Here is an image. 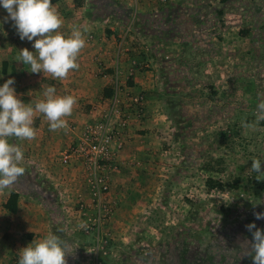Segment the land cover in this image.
I'll use <instances>...</instances> for the list:
<instances>
[{
    "label": "rangeland",
    "instance_id": "rangeland-1",
    "mask_svg": "<svg viewBox=\"0 0 264 264\" xmlns=\"http://www.w3.org/2000/svg\"><path fill=\"white\" fill-rule=\"evenodd\" d=\"M211 2L217 19L203 17L199 51L182 58L178 79L162 81L161 146L141 177L150 189L126 193L140 203L123 209L108 191L91 220L78 207L86 229L58 222L52 233L76 247L68 264H252L245 226L264 228L254 215L264 213V175L250 169L253 159L264 169V122H242H255L264 100V0ZM207 178L239 180L210 190Z\"/></svg>",
    "mask_w": 264,
    "mask_h": 264
},
{
    "label": "crops",
    "instance_id": "crops-1",
    "mask_svg": "<svg viewBox=\"0 0 264 264\" xmlns=\"http://www.w3.org/2000/svg\"><path fill=\"white\" fill-rule=\"evenodd\" d=\"M52 3L64 21L59 31L68 36L76 27L86 40L77 57L79 69L71 70L63 80L52 79L46 73L31 74L30 66L16 60L24 48L35 52L33 42L19 39L14 22H6L8 14L0 6V86L14 79L17 96L26 104L45 99L43 92L48 86L56 88L57 96L71 95L77 101L72 115L65 118L66 130L49 131V122L37 113L35 139L10 141L24 153L19 166L25 174L12 189L0 191V264H15L22 248L53 234L58 222L85 221L78 207L90 208L87 216L90 220L94 217L95 208L100 207V194L90 188L81 157L72 158L68 165H63L61 158L81 140L86 125L98 119L112 98L129 112L130 98L143 97L145 115H127L125 130L111 145L118 170H101L108 175V201L115 202L119 209L138 207L140 202L132 203L125 194L146 192L151 186L141 177L151 174L146 169L154 166L153 154L161 146L164 125L157 116L162 114L168 97L162 81L178 79L182 58L199 51L202 30L208 28L203 17H208L210 24L217 19L212 15L216 3L211 0ZM209 43L217 46L212 38ZM109 92L111 96L106 97ZM11 190L19 194L14 213L5 208Z\"/></svg>",
    "mask_w": 264,
    "mask_h": 264
},
{
    "label": "clouds",
    "instance_id": "clouds-1",
    "mask_svg": "<svg viewBox=\"0 0 264 264\" xmlns=\"http://www.w3.org/2000/svg\"><path fill=\"white\" fill-rule=\"evenodd\" d=\"M21 41L33 42L35 52L24 48L16 60L30 66L31 74H48L52 79H66L71 70H78L77 57L85 47L84 33L74 27L70 35L59 31L63 19L52 0H0ZM14 79H8L0 86V191L12 189L25 169L19 166L24 159L21 147L10 142L33 140L37 130L33 127L34 117L42 114L49 122V131L67 129L66 117L72 115L77 103L71 95L57 96L56 88L44 90L45 99L24 103L17 96ZM255 122H242V127L254 128L264 122V100L257 105ZM251 171L264 175L259 159H253ZM256 220H264V213H254ZM80 229L87 224L81 221ZM252 239L247 240L248 256L252 264H264V229L255 223L245 226ZM76 247L56 234H49L40 241H33L19 251L18 264H68L67 257L75 254ZM74 253V254H73Z\"/></svg>",
    "mask_w": 264,
    "mask_h": 264
},
{
    "label": "built area",
    "instance_id": "built-area-1",
    "mask_svg": "<svg viewBox=\"0 0 264 264\" xmlns=\"http://www.w3.org/2000/svg\"><path fill=\"white\" fill-rule=\"evenodd\" d=\"M129 103L128 112L124 110L116 98H112L107 109L100 112L98 119L86 125L81 140L70 146L61 158V163L68 165L72 158L81 157L85 169L88 171L87 182L90 188L100 194L99 205L104 195L109 191L108 175L101 173L102 168L111 171L118 170L111 145L118 141L125 130L127 115L140 118L145 115L141 95L131 97Z\"/></svg>",
    "mask_w": 264,
    "mask_h": 264
},
{
    "label": "trees",
    "instance_id": "trees-1",
    "mask_svg": "<svg viewBox=\"0 0 264 264\" xmlns=\"http://www.w3.org/2000/svg\"><path fill=\"white\" fill-rule=\"evenodd\" d=\"M228 1L229 0H219V2L221 4H225ZM105 96L106 97L111 96V92L105 93ZM238 180L239 179H235L233 181V183H231V185H230V184L222 183L221 181H217V180H214V179H211V178H207L206 181H205V185L210 190H214V189L223 190L226 187H231L233 189H236L237 186H238L237 185L238 184ZM18 197H19V194L16 191H14V190L10 191L9 198H8L7 202L5 203V208L9 212L14 213L16 211Z\"/></svg>",
    "mask_w": 264,
    "mask_h": 264
}]
</instances>
